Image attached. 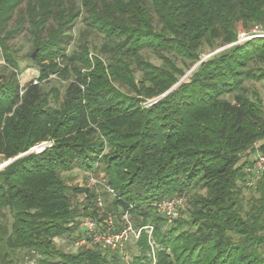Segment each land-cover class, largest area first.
<instances>
[{"label": "trees", "instance_id": "trees-1", "mask_svg": "<svg viewBox=\"0 0 264 264\" xmlns=\"http://www.w3.org/2000/svg\"><path fill=\"white\" fill-rule=\"evenodd\" d=\"M256 26L264 0H0V164L12 161L0 171V264H125L102 244L57 246L77 247L80 218H99L93 190L63 177L75 168L116 190L118 219L154 229L156 262L143 229L132 264H264V171L247 186L264 141V102L248 87L264 81V38L234 45ZM20 37L39 73L25 86ZM52 78L63 99L45 90ZM84 193L80 214L70 195ZM174 198L188 204L169 221L157 205Z\"/></svg>", "mask_w": 264, "mask_h": 264}, {"label": "rangeland", "instance_id": "rangeland-1", "mask_svg": "<svg viewBox=\"0 0 264 264\" xmlns=\"http://www.w3.org/2000/svg\"><path fill=\"white\" fill-rule=\"evenodd\" d=\"M98 1H101V0H98ZM84 30H85L84 23H80L76 27L74 34H73L74 43L72 44V46L70 48L71 51L76 49L77 45L79 44L78 39H79L80 33H82ZM89 39L92 42V45L94 46L95 50L99 49L104 44L103 38L100 35H97L96 33H90ZM11 45L13 46L14 49L18 50V52H19L20 67L22 70V72L20 73L21 84L25 86V85L29 84L31 81L37 80V78L39 76L38 71L36 69L30 67L32 65L31 59L29 58V55L32 51L30 44L27 42V40L25 38L20 37L16 40L12 41ZM95 50H93V52H95ZM211 54L212 53L210 51H207L206 55L204 56V59L208 58V56H210ZM147 55L149 56V58L151 59V61L153 63H155L156 65H161V62L154 55H150V54H147ZM1 64H3V61ZM187 75L190 76V73ZM248 87L250 88L251 92L258 93L259 97L264 102V81L261 83H250V84H248ZM44 88L47 92L50 91V89H52V88L59 90L60 94H61V99H63V96L65 94V90H66V84L61 82L59 79L52 78L49 83H46L44 85ZM60 104H61V101H58L55 103L53 102L54 106H56V105L59 106ZM252 156L253 155L250 156L249 160H252L251 159ZM8 162L9 161H5V162H2L0 164V166L1 165L3 166L2 169H0V171L4 170L7 166L10 165V164L6 165ZM85 174L86 173L83 172L82 170H80L79 168H75L72 172H70L68 174H64L63 177L68 179L67 183L71 186L87 188L86 187V175ZM98 177L101 178L100 175H98ZM93 193L96 195L95 196L96 198L93 200L94 208L89 209V211L91 212V211H94L95 209H97L98 214H99L98 221L104 215L106 216L105 221L107 220L109 215H112V217L114 218L115 230L117 231V230L123 229L124 224L122 223V221L120 219H118L116 217V215H114L112 212H110L109 207L112 204L113 199H111L104 192V190L101 187H99L98 189H93ZM250 195H251L250 192H246V198L247 199L250 198ZM70 196L72 197V201L74 202L75 207L80 206L78 208V212L80 214L83 213V211L85 209V205L88 204L86 201V199L89 197L87 195V193H84L82 196H78V197H74L72 195H70ZM98 196H101L103 198V202H104L103 209H101L97 206L96 199L98 198ZM185 209H186V207L180 208L178 210V217L181 215V211L185 210ZM80 219H81L82 224H81L80 228L78 229V231L83 233L85 231L84 223L90 218H88V219L80 218ZM102 225H104V224H102ZM132 226L134 228V223ZM134 230H135V228H134ZM138 241L139 240L136 238V236H132L130 238L129 242L124 246V253L121 254L120 252H118L119 257L122 258L123 261H124V256L127 258L128 264H132V259L135 256H138L140 254V248H139ZM56 243H57V246L61 247V249H63L66 252L76 253L77 250L79 249V246L73 247L71 242L67 239H64V240L58 239V240H56ZM84 246H85V248L93 247V245L90 243L86 244ZM23 256H24V258L23 257L21 258L20 264H33V262H31L28 258H25V255H23ZM124 263H125V261H124Z\"/></svg>", "mask_w": 264, "mask_h": 264}, {"label": "built area", "instance_id": "built-area-1", "mask_svg": "<svg viewBox=\"0 0 264 264\" xmlns=\"http://www.w3.org/2000/svg\"><path fill=\"white\" fill-rule=\"evenodd\" d=\"M256 38H264V26H256L254 27L249 33L241 32L238 42L234 45L242 44L246 41L256 39ZM232 47V46H229ZM218 53V52H217ZM216 53L211 54L209 57L215 55ZM264 144L263 142L255 144V159L256 165H255V174L256 177H254L251 181L247 183V186L254 187L256 184V181L259 179L260 172L264 171V154L260 151V146ZM52 147V143L45 142L42 143L34 148L31 149L29 153H36L41 154L43 153L47 148ZM12 163V161H9L6 165H9ZM2 165L0 166V169H2ZM86 187L88 189H98L101 187L104 192L111 198L116 199L117 192L116 190L107 183V181L104 178H99L98 176L94 174H87L86 175ZM97 206L101 209L104 207L103 198L101 196H98L96 199ZM187 206V200L186 198H174L173 200H168L161 202L157 205V208L159 212H161L163 215H165L169 221H173L175 218L178 217V210L180 208H184ZM122 223L124 224L123 229L121 230H115L114 226V218L112 215H109L106 223L104 225L100 224L96 219H88L84 223V228L86 232V237L84 240L80 241L77 246H84L86 244H102L106 248H109L112 251L120 252L121 254L124 253V246L129 242L130 238L132 236H136V238L139 240L141 237L142 230L144 229L149 237V245L151 247V253L150 257L154 259L156 262V250L158 248L154 238H153V231L154 229L152 227H145L140 230H134L133 223L129 217L128 214H125L121 218ZM102 229H101V228ZM119 231V232H118ZM86 240V239H88ZM124 261L126 264H128L127 258L124 256Z\"/></svg>", "mask_w": 264, "mask_h": 264}]
</instances>
